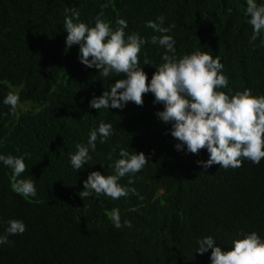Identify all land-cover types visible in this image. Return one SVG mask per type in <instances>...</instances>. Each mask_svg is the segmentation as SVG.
Returning <instances> with one entry per match:
<instances>
[{"label":"trees","instance_id":"obj_1","mask_svg":"<svg viewBox=\"0 0 264 264\" xmlns=\"http://www.w3.org/2000/svg\"><path fill=\"white\" fill-rule=\"evenodd\" d=\"M106 3L102 19L113 30L124 19L126 37L138 33L149 41L139 54L149 83L166 49L150 43L162 34L145 25L164 16L163 27L175 25L165 34L176 41L177 59L207 51L219 57L228 77L220 91L231 97L247 88L264 95V33L250 42L246 0H0V155L24 156L21 178L33 180L37 189L36 197L14 192L12 170L0 161V235L9 220L26 225L22 235H9V243L0 245V264H211V249L196 252L207 236L223 251L241 233L255 231L264 239V159L258 165L244 160L236 169H205L198 161L209 159L207 149L192 154L186 146L175 148L171 123L157 118L163 105L153 103L152 93L143 96L142 106H89L126 77H102L80 62L79 45L66 48L64 20L71 12L65 9H76L79 22L92 27ZM9 92L20 98L14 114L3 103ZM101 122L110 123L113 134L103 144L98 138L95 151L89 150L92 159L74 170L70 154L77 144L87 145ZM120 148L143 152L149 160L130 185L143 199L130 194L113 200L93 192L82 200L91 172L114 174L109 165L121 158ZM113 208L131 228L114 227Z\"/></svg>","mask_w":264,"mask_h":264},{"label":"clouds","instance_id":"obj_2","mask_svg":"<svg viewBox=\"0 0 264 264\" xmlns=\"http://www.w3.org/2000/svg\"><path fill=\"white\" fill-rule=\"evenodd\" d=\"M245 15L250 17L248 23L253 28L250 42L255 41L264 33V4L256 0H246ZM101 12L95 18L94 26L90 27L79 22V12L76 9H65L71 12L64 20L67 32L66 48L79 45V60L88 68H95L102 77L110 74L126 78L117 79L110 86V91H104L99 97H93L89 106L101 109H123L128 102L142 106L143 96L152 93L154 104H162L163 110L156 113L157 118L165 124L171 123L170 134L178 141L177 150L199 154L207 149L210 154L202 163L206 169L217 164L224 169L240 168L243 161L260 164L264 159V95L254 96L251 89L236 92L231 97L219 89L228 87V77L222 73L223 64L219 57L213 58L207 51H195L177 59L175 43L171 35H166L175 25L163 27L165 17L159 16L156 21H147L146 27L162 35H153L150 43L159 44L166 49L162 63L153 74L150 83L146 73L140 67L139 54L142 46L149 41L138 33L126 37L127 21L118 19V28L113 30L110 22L102 19ZM75 21V22H74ZM264 44V40L261 41ZM168 53H171L169 55ZM145 65L150 64L147 60ZM19 95L9 92L3 103L15 113L19 103ZM113 134L110 123L101 122L98 128L90 131L87 145L77 144V151L70 154V164L74 170H81L92 159L89 150L95 151L96 141L105 143ZM115 152V148H113ZM31 158V155L25 153ZM121 158L110 164L114 174L102 175L99 171L91 172L84 181V190L79 193L83 200L92 195L107 196L113 200L127 198L130 194L143 199L134 184L135 176L149 162L143 152L129 153L120 148ZM107 159L113 156L109 153ZM0 161L12 170L11 187L14 192L24 197H36L37 189L31 179L21 178L27 165L24 156L0 155ZM103 166V165H102ZM129 177L127 185L119 181ZM109 218L115 228L132 227L131 222L121 223L120 211L113 208ZM26 225L21 220H9L6 234L0 235V245L9 243V235H22ZM243 238L233 240L231 250L223 251L216 246V241L207 236L198 241L196 252L204 254L211 249V264H264V239L255 232L241 233Z\"/></svg>","mask_w":264,"mask_h":264}]
</instances>
